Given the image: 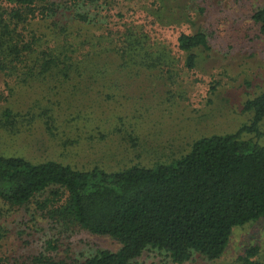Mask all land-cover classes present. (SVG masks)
I'll use <instances>...</instances> for the list:
<instances>
[{
    "label": "rangeland",
    "instance_id": "374dc122",
    "mask_svg": "<svg viewBox=\"0 0 264 264\" xmlns=\"http://www.w3.org/2000/svg\"><path fill=\"white\" fill-rule=\"evenodd\" d=\"M51 1L57 13H38L20 30L34 53L0 70V154L116 173L176 162L199 139L252 125L245 104L264 90V35L253 15L264 0ZM199 31L209 50L197 51L190 70L178 38ZM47 59L57 60L61 74L43 71ZM5 110L16 119L12 129L2 124ZM242 137L264 146V121ZM58 189L25 206L0 197V263L27 264L40 254L83 260L121 249L110 236L54 221ZM254 246L264 261V218L236 228L221 259L194 254L184 264H237ZM134 264L174 263L147 249Z\"/></svg>",
    "mask_w": 264,
    "mask_h": 264
},
{
    "label": "trees",
    "instance_id": "16d2710c",
    "mask_svg": "<svg viewBox=\"0 0 264 264\" xmlns=\"http://www.w3.org/2000/svg\"><path fill=\"white\" fill-rule=\"evenodd\" d=\"M58 7L51 0H10L8 7L0 5V70L8 67L10 58L16 61L24 52L34 53V45L24 42L20 30L27 29L38 13L49 17ZM253 20L264 35V7ZM178 47L186 55V67L193 70L197 51L209 50L208 38L201 31L181 34ZM40 64L45 73L61 74L56 59ZM245 110L253 114L251 126L237 134L199 139L181 159L152 168L79 171L56 161L33 163L0 154L4 201L25 206L57 187L52 193L56 206L49 211L54 221L110 236L122 246L118 252L100 250L83 260L40 254L27 264H134L147 249L166 253L174 264H184L194 254L221 259L236 228L264 218V146L242 137L244 132H258L264 121V90L245 104ZM2 119L4 127L16 125L10 110ZM259 250L248 248L237 264H264Z\"/></svg>",
    "mask_w": 264,
    "mask_h": 264
}]
</instances>
